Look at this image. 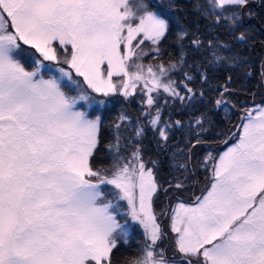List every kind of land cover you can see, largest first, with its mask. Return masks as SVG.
<instances>
[{
  "label": "snow or ice",
  "instance_id": "snow-or-ice-1",
  "mask_svg": "<svg viewBox=\"0 0 264 264\" xmlns=\"http://www.w3.org/2000/svg\"><path fill=\"white\" fill-rule=\"evenodd\" d=\"M0 264H264V0H0Z\"/></svg>",
  "mask_w": 264,
  "mask_h": 264
}]
</instances>
